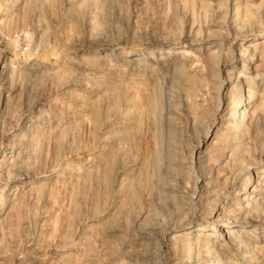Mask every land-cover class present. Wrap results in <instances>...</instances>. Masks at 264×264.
Instances as JSON below:
<instances>
[{
	"label": "rangeland",
	"instance_id": "1",
	"mask_svg": "<svg viewBox=\"0 0 264 264\" xmlns=\"http://www.w3.org/2000/svg\"><path fill=\"white\" fill-rule=\"evenodd\" d=\"M263 30L264 0H0V264H264Z\"/></svg>",
	"mask_w": 264,
	"mask_h": 264
},
{
	"label": "bare ground",
	"instance_id": "2",
	"mask_svg": "<svg viewBox=\"0 0 264 264\" xmlns=\"http://www.w3.org/2000/svg\"><path fill=\"white\" fill-rule=\"evenodd\" d=\"M262 32V31H261ZM263 32H264V30H263ZM238 37H240V36H238ZM240 38H242V37H240ZM241 46V45H240ZM238 47L239 49H242L241 47ZM242 51V50H241ZM248 51V49H245V51L244 52H247ZM148 52H154L153 50H148ZM148 55V57H150V54H147ZM153 56V55H152ZM151 58V57H150ZM251 58H253V54H251V53H249V58L248 59H250L251 60ZM135 59L136 60H138V61H146L147 62V58L144 56V55H138V56H136L135 57ZM249 61V60H248ZM245 65V64H244ZM244 65L241 67V71H244L245 70V68H244ZM232 72H234L235 70H234V68H231L230 69ZM247 70V69H246ZM240 71V72H241ZM232 72L229 74L230 76L232 75ZM238 75V74H237ZM228 77V78H226L227 79V81H231V82H233L235 79H236V76L234 77V78H232V77ZM261 79V78H260ZM259 82H263V81H258V83ZM249 83V82H248ZM247 85V84H246ZM246 85L244 86V87H242L241 89H235L234 90V94L235 95H237V96H241L242 95V93H244V92H246L245 94H246V98H245V100H244V102H241L240 104L242 105L241 107H242V109H241V111L240 112H238L239 113V118H236L235 120H234V123H235V125L238 127L239 125H240V123H236V122H238V121H240V122H242L243 121V117H244V115L246 114V111H245V109H243V105H247V104H249L250 103V98L252 97V94L250 93V91H249V89H250V87H246ZM255 91V90H254ZM237 113V112H236ZM159 135V134H158ZM250 174L252 173V170L250 169V172H249ZM245 180H246V183L248 184V177L247 178H245ZM248 189V185L246 186V188H245V191ZM250 190V189H249ZM201 217V216H200ZM199 217V218H200ZM202 220V219H201ZM225 226H228L229 224H230V222H225ZM192 227H193V225H192ZM200 227V226H199ZM194 228V227H193ZM214 229H216V226H215V224H214V226H212L211 227V230H214ZM219 230H221L222 232H226L225 234H227V233H231V232H233V231H235V229H231L230 227H224V228H222V227H220L219 228ZM237 231H238V233L240 234V235H242V233H250L251 231H252V229H247L246 227H243V226H241V227H238V229H236ZM191 230H189V232H190ZM236 232V231H235ZM225 234H222V235H219V237H221V239L222 238H224V237H226V235ZM208 235H209V230H208V228H204V227H202V228H199L198 230H197V236H199V237H201V236H203V237H205L206 239H208L209 237H208ZM217 235V234H216ZM239 235V236H240ZM249 238V237H248ZM251 239V238H250ZM214 242H220L221 240H218V239H214L213 240ZM148 254V253H147ZM139 259V258H138ZM229 259V258H228ZM196 260V259H195ZM205 260V259H204ZM133 262H135V261H133ZM142 262V261H141ZM137 263V262H136ZM130 264H135V263H130Z\"/></svg>",
	"mask_w": 264,
	"mask_h": 264
},
{
	"label": "built area",
	"instance_id": "3",
	"mask_svg": "<svg viewBox=\"0 0 264 264\" xmlns=\"http://www.w3.org/2000/svg\"><path fill=\"white\" fill-rule=\"evenodd\" d=\"M27 48H28L27 45L23 47V49H27Z\"/></svg>",
	"mask_w": 264,
	"mask_h": 264
}]
</instances>
